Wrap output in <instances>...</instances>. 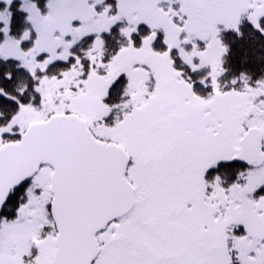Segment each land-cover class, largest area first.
<instances>
[{"label": "snow or ice", "instance_id": "obj_1", "mask_svg": "<svg viewBox=\"0 0 264 264\" xmlns=\"http://www.w3.org/2000/svg\"><path fill=\"white\" fill-rule=\"evenodd\" d=\"M0 264H264V0H0Z\"/></svg>", "mask_w": 264, "mask_h": 264}]
</instances>
